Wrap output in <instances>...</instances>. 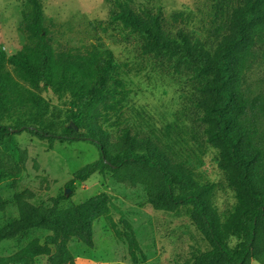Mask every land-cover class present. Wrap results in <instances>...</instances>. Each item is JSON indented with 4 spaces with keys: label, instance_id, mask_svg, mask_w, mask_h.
<instances>
[{
    "label": "rangeland",
    "instance_id": "1",
    "mask_svg": "<svg viewBox=\"0 0 264 264\" xmlns=\"http://www.w3.org/2000/svg\"><path fill=\"white\" fill-rule=\"evenodd\" d=\"M117 1L126 2L140 16L160 8L162 38L175 39L180 30L194 52H213L228 34L232 10L239 5V0H38L40 17L35 20L28 0H0V54L8 58L19 50H44L90 62L106 78L96 110L110 141L126 130L149 138L173 164L187 168L198 184L208 186L222 239L238 257L246 233L234 213L242 200L230 185L229 171L218 168V150L205 141L197 107L202 100L198 88L206 80L195 76L200 65L185 60L175 73L169 63L142 55L144 34L129 33L113 21ZM1 72L15 79L20 75L8 63ZM247 79L253 95L264 93V63L251 68ZM36 93L48 104L43 125L60 132L67 125L69 101L41 86ZM42 111L43 107L35 109L38 115ZM20 150H26L27 159L19 173L0 169V197L5 202L0 226L7 218L18 216L13 195L23 190L34 193V205L50 206L51 198L65 196L62 207L106 193L112 201L109 218L121 231L122 220L132 225L145 260L133 263L125 241L116 237L108 220L101 217L92 226L91 248L75 239L68 241L74 264H190L195 255L210 249L190 220V208L173 213L154 210L141 186L128 188L110 174H94L76 183L73 192L66 189L77 169L98 159L94 145L55 143L51 149L46 142L21 133L0 145V158L16 164ZM48 234L34 230L29 236L43 241ZM15 250L12 242L0 241V256ZM35 264H47L46 258H37Z\"/></svg>",
    "mask_w": 264,
    "mask_h": 264
},
{
    "label": "trees",
    "instance_id": "2",
    "mask_svg": "<svg viewBox=\"0 0 264 264\" xmlns=\"http://www.w3.org/2000/svg\"><path fill=\"white\" fill-rule=\"evenodd\" d=\"M28 3L34 19H39L38 0ZM116 7L113 21L129 33L144 34L142 55L169 63L175 73L185 60L200 65L195 76L206 80L198 88L202 100L197 107L205 126V141L218 150V168L229 171L230 185L242 200L234 213L246 233L239 256L235 257L222 239L208 186L198 184L187 168L173 164L149 138L126 130L116 141H110L96 110L106 78L83 58L44 50H19L8 58L0 54V70L8 63L20 73L17 79L10 73H0V145L21 133L46 142L51 149L55 143H90L98 150V159L77 169L66 189L73 192L76 183L94 174H110L128 188L141 186L154 210L173 213L190 208V220L210 248L195 255L190 264H264V93L253 95L247 79L251 68L264 63V0H239L231 13L228 34L213 52H194L180 30L175 39H163L160 8L140 16L126 2L117 1ZM40 86L69 101L67 125L60 132L43 125L48 104L36 93ZM38 107H43L39 115L35 113ZM19 153L16 164L0 158V169L19 173L27 152ZM33 197L30 190L13 195L18 216L7 218L0 226V241L12 242L16 250L0 256V264H35L39 257H45L47 264H74L68 241L75 239L91 248L92 226L101 217L108 220L112 233L125 241L133 263L145 260L132 225L122 220L121 231L109 218L112 201L108 194L64 207L61 202L67 200L65 196L51 198L50 206L34 205ZM0 212L5 214L1 197ZM34 230L49 234L43 241L30 238Z\"/></svg>",
    "mask_w": 264,
    "mask_h": 264
}]
</instances>
